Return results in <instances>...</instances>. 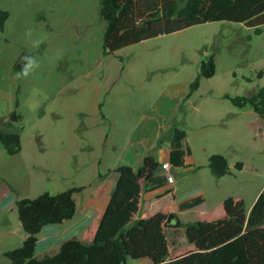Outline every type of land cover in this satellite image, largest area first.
<instances>
[{"label": "rangeland", "instance_id": "374dc122", "mask_svg": "<svg viewBox=\"0 0 264 264\" xmlns=\"http://www.w3.org/2000/svg\"><path fill=\"white\" fill-rule=\"evenodd\" d=\"M0 5L9 13L0 34V130L21 134L17 155L0 143V192L9 204L15 200L0 211V264H11L4 253L26 239L17 200L82 187L75 195L80 217L85 202L100 205L111 192L118 167L138 171L147 156L174 163L182 156L208 165L210 156L222 154L233 168L220 182L224 194L242 196L246 209L253 206L264 186V120L226 97H248L264 87V27L256 35L239 23H205L104 55L99 0H0ZM29 28L33 39H43L38 49L25 38ZM27 55L40 67L16 79ZM211 56L215 75L201 78L191 94ZM14 111L22 120L11 126ZM237 163L245 167L242 174L234 169ZM194 178L178 173L184 203ZM75 231L47 226L36 257L56 254L79 235Z\"/></svg>", "mask_w": 264, "mask_h": 264}, {"label": "trees", "instance_id": "16d2710c", "mask_svg": "<svg viewBox=\"0 0 264 264\" xmlns=\"http://www.w3.org/2000/svg\"><path fill=\"white\" fill-rule=\"evenodd\" d=\"M99 17L106 23L103 53L110 55L205 23H239L261 35L264 0H99ZM8 19L9 13L0 5V34ZM215 73L216 63L211 56L202 63L191 94L198 90L201 78H212ZM262 75L260 72L259 76ZM226 99L239 110L250 107L264 120V87L248 97ZM21 120L14 111L10 125ZM0 143L7 154L17 155L21 151V134L0 130ZM161 167L153 156H147L138 171L130 166L118 167L119 178L106 209H96L80 238L66 240L56 254L41 258L36 257L40 233L47 226L74 219L75 195L84 188L17 200L26 239L21 247L4 255L11 264H127L128 259H147L151 264H264V190L249 213L242 198L229 197L217 216L166 227L169 215L178 212L177 198L169 192L167 206L134 221L141 207L142 184L152 180ZM208 169L216 178L233 175L227 157L222 154L210 156ZM234 169L242 171L243 164L237 163ZM180 228L190 247L183 253L171 254L167 230Z\"/></svg>", "mask_w": 264, "mask_h": 264}, {"label": "crops", "instance_id": "0c3cea01", "mask_svg": "<svg viewBox=\"0 0 264 264\" xmlns=\"http://www.w3.org/2000/svg\"><path fill=\"white\" fill-rule=\"evenodd\" d=\"M181 157H177L176 159L177 163H174L172 160H169V159H164L160 161L158 158L155 157L156 161L161 166L165 163H168L170 165V170L165 171V170L160 169L152 180L142 184L141 207H140L139 212L134 216V221H138L140 219L145 218L148 214L157 211L160 207L167 206L168 198L170 195L168 194L169 192L174 194L177 198L178 212L174 214H177L180 224L181 223L187 224V223L200 221L206 216L219 215L222 212L224 201L229 197L242 198L245 202V199L242 196H232L230 194H227V195L224 194V189L220 187V182L226 176L222 178H216L211 173V171L208 169V165L196 164L195 161L187 162V161H184ZM229 165H230L231 170H233L230 162H229ZM161 171L165 172L166 174L165 175L158 174V173H161ZM243 171H245L244 166H243V170L240 171V174H242ZM256 171H258V169ZM169 173L172 174V176L174 177L173 183H169L167 181V176ZM178 173L181 174L182 178H185L191 175H195V178H196V179L194 178L195 184L192 190L189 191L187 195V199L185 200V203L182 202L180 197L178 196V192L181 189L180 185L176 184ZM231 178H234L236 181L239 180V177L235 175ZM116 183L113 185L111 192L109 190L108 194H106L105 199L102 201L100 205H94L92 202H85L84 211L86 213L82 214L79 217V214H78L79 206L77 203V214L74 217V219L69 221V223H64L62 225H57V226L71 227L73 229L75 228L76 234H79L76 237L80 238L83 231L85 230L87 225L90 223L91 219L94 217L96 213L95 212L96 209H99L101 211H104L106 209L109 203L111 193L113 189L115 188ZM208 186H212L214 190L207 189ZM263 189H264V186L262 187V189L256 196L255 198L256 200H254L255 202L257 201L259 195L262 193ZM5 192H8V191L6 190ZM5 194L6 193H4V195L2 196L0 192V211L3 213L6 212L7 207L12 206L15 201L13 198L12 202L9 204L5 200V197H6ZM214 196H216L215 202H214ZM253 206L247 209L248 213L251 211ZM173 225H175V223ZM72 234H74V232ZM166 236H167L168 243L170 245L171 254L183 253L190 247L189 242L184 234L183 228L175 229V230L168 229Z\"/></svg>", "mask_w": 264, "mask_h": 264}, {"label": "clouds", "instance_id": "9594fccd", "mask_svg": "<svg viewBox=\"0 0 264 264\" xmlns=\"http://www.w3.org/2000/svg\"><path fill=\"white\" fill-rule=\"evenodd\" d=\"M24 35L25 38L30 41L31 47L34 49H38L43 43V39L41 38L33 39V30L31 28L26 29ZM22 60L23 63L20 71L16 73V79H26L34 75L35 71L40 67V61L35 56H23Z\"/></svg>", "mask_w": 264, "mask_h": 264}, {"label": "water", "instance_id": "95a60500", "mask_svg": "<svg viewBox=\"0 0 264 264\" xmlns=\"http://www.w3.org/2000/svg\"><path fill=\"white\" fill-rule=\"evenodd\" d=\"M175 223L176 226L180 225V221L178 219L177 214L171 213L168 217V220L165 224L166 227L172 226Z\"/></svg>", "mask_w": 264, "mask_h": 264}, {"label": "built area", "instance_id": "2783aa9c", "mask_svg": "<svg viewBox=\"0 0 264 264\" xmlns=\"http://www.w3.org/2000/svg\"><path fill=\"white\" fill-rule=\"evenodd\" d=\"M161 169L165 170V171H169L170 170V165L168 163H165V164L162 165ZM167 181L169 183H173L174 182V177L172 176V174H170V173L168 174Z\"/></svg>", "mask_w": 264, "mask_h": 264}]
</instances>
